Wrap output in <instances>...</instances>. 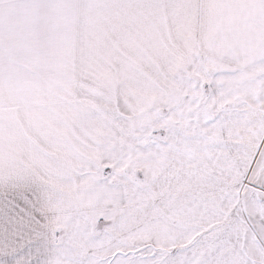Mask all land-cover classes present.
I'll return each instance as SVG.
<instances>
[{"label": "snow or ice", "instance_id": "snow-or-ice-1", "mask_svg": "<svg viewBox=\"0 0 264 264\" xmlns=\"http://www.w3.org/2000/svg\"><path fill=\"white\" fill-rule=\"evenodd\" d=\"M0 264H264V0H0Z\"/></svg>", "mask_w": 264, "mask_h": 264}]
</instances>
